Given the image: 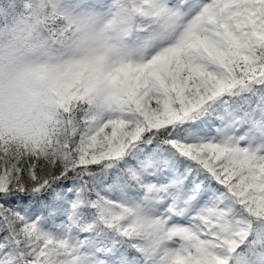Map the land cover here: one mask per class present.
Here are the masks:
<instances>
[{"label": "snow or ice", "instance_id": "obj_1", "mask_svg": "<svg viewBox=\"0 0 264 264\" xmlns=\"http://www.w3.org/2000/svg\"><path fill=\"white\" fill-rule=\"evenodd\" d=\"M0 264H264V0H0Z\"/></svg>", "mask_w": 264, "mask_h": 264}]
</instances>
